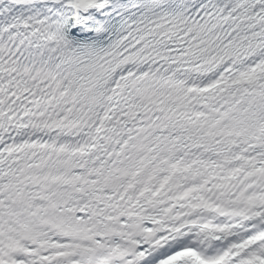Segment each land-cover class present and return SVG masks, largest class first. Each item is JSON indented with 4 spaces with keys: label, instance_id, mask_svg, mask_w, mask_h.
<instances>
[{
    "label": "snow or ice",
    "instance_id": "obj_1",
    "mask_svg": "<svg viewBox=\"0 0 264 264\" xmlns=\"http://www.w3.org/2000/svg\"><path fill=\"white\" fill-rule=\"evenodd\" d=\"M0 264H264V0H0Z\"/></svg>",
    "mask_w": 264,
    "mask_h": 264
}]
</instances>
